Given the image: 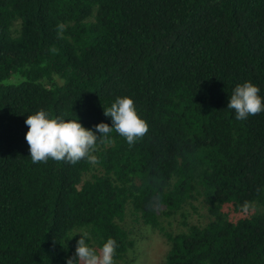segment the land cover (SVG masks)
Returning <instances> with one entry per match:
<instances>
[{
    "label": "trees",
    "instance_id": "1",
    "mask_svg": "<svg viewBox=\"0 0 264 264\" xmlns=\"http://www.w3.org/2000/svg\"><path fill=\"white\" fill-rule=\"evenodd\" d=\"M246 80L264 97V0H0V264H65L78 231L122 261L126 212L165 264H264V111L226 108ZM117 96L148 125L132 146L112 132L95 162L31 161L28 114L95 131ZM197 197L204 223L162 226Z\"/></svg>",
    "mask_w": 264,
    "mask_h": 264
},
{
    "label": "clouds",
    "instance_id": "2",
    "mask_svg": "<svg viewBox=\"0 0 264 264\" xmlns=\"http://www.w3.org/2000/svg\"><path fill=\"white\" fill-rule=\"evenodd\" d=\"M259 91L257 85L247 80L236 84L226 108L234 111L236 120H245L264 111V97L258 94ZM104 115L110 117L111 126L100 122L93 131L82 126L78 119L51 117L43 109L28 114L24 120L27 126L25 140L31 161L37 163L52 159L76 163L86 158L89 162H95L96 157L91 152L98 138H108L110 133L115 132L132 146L147 132L148 125L138 115L129 96H117L109 107L104 108ZM244 206H247V202ZM76 233L81 235L76 241L74 256L66 258L65 264H114L113 257L118 245L112 237H108L96 250L87 242V231Z\"/></svg>",
    "mask_w": 264,
    "mask_h": 264
},
{
    "label": "rangeland",
    "instance_id": "3",
    "mask_svg": "<svg viewBox=\"0 0 264 264\" xmlns=\"http://www.w3.org/2000/svg\"><path fill=\"white\" fill-rule=\"evenodd\" d=\"M17 80V77L11 79L12 82ZM191 202V205H186L183 208V217L181 214H176L172 218L163 220L162 226L167 231L178 233L186 229L182 223L188 225L204 223L207 219L206 204L201 197H197L195 201ZM222 210L228 214L229 219L248 215L247 212H234L229 206H224ZM124 221L125 230L134 241V247L132 252L127 253L124 260L114 262V264H165V255L168 251L165 239L147 226L134 224L127 212Z\"/></svg>",
    "mask_w": 264,
    "mask_h": 264
}]
</instances>
